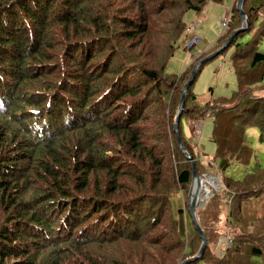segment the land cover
Listing matches in <instances>:
<instances>
[{
    "label": "trees",
    "instance_id": "1",
    "mask_svg": "<svg viewBox=\"0 0 264 264\" xmlns=\"http://www.w3.org/2000/svg\"><path fill=\"white\" fill-rule=\"evenodd\" d=\"M222 1L0 0V264H181L197 255L203 239L187 193L194 166L210 169L183 121L213 118L210 157L221 174L251 163L250 128L264 143V0H245L247 29L217 55L232 50L237 88L199 101L201 65L179 122L194 166L178 145L182 88L241 27L236 5L214 46L181 74L169 64L188 13ZM222 182L196 211L207 246L188 264H264V167ZM228 233L232 246L219 255Z\"/></svg>",
    "mask_w": 264,
    "mask_h": 264
},
{
    "label": "rangeland",
    "instance_id": "2",
    "mask_svg": "<svg viewBox=\"0 0 264 264\" xmlns=\"http://www.w3.org/2000/svg\"><path fill=\"white\" fill-rule=\"evenodd\" d=\"M221 9H223V8L221 7ZM190 14H193V11H191L187 15V22H189L191 24V23H193V21L191 22V20L189 19ZM263 14H264V11H263ZM220 18L221 17L219 14L218 20H220ZM215 26H219V29H220L219 23L217 24V22H216L214 25V28H215ZM222 28H221V30H222ZM184 41H185V37H184L183 43H184ZM199 46H197V47H199ZM197 47H195L191 51L188 49L183 50V49H186L185 47L184 48L181 47L180 49L184 52L183 54H186V56L188 58L191 56V54H193V51ZM231 52H232V50H229L228 52H226L224 54H221L217 57L210 59L209 61H207V63L202 68L200 74L198 75V77L196 79V83H195V87H194V88H196V85L198 86V84H201L205 89V90H199L198 95H197L199 101L208 100L212 96H213V98H215V97L227 98V97H230L232 95V92L236 90V88H237V77H236L234 72H232V71L230 72V70H231V65H230V63H231L230 62ZM173 63H174V65L171 63V65L169 66V71H172V70L178 71V68H176L177 67V61L175 62V60H174ZM228 69H230V70H228ZM232 88H234V89L232 90ZM260 91H261V93L264 94V86H262V88H260ZM183 125L187 127L188 123L183 121ZM213 126H214L213 118L212 117L205 118L203 120V128L201 130V134L197 138H196V136L194 137L193 134L189 135L190 137L193 136V137L189 138L192 141V146L194 145L193 147H195L196 149H200V151L202 153H204L203 159L205 162H207L208 169H210V170H207L206 172H204L203 174L200 175L202 177L201 179L209 178L210 181H207V186L209 187L210 191L213 190V194L208 193L207 197L205 198L206 199L205 204L202 207H204L206 205V203L215 195L216 192H221L223 190L222 189L223 188L222 177H224L225 174H226V176H230V177H233L235 179H241L246 173L253 171L255 169L257 163H260V165H262L264 167V143H260L258 140L259 130L257 128H250L248 130V135L250 137V141L252 143V146L255 150V155H254L251 163L248 165H245V164H241L238 162H233L231 164V166L228 168L227 172H225V174H221V172L217 169L215 163L212 162V159L210 157L211 155L214 154V151L216 150V144L213 143V141L211 140ZM192 138H194V139H192ZM194 140H195V144H194ZM175 166H176V164H175ZM211 175H214V176L216 175L218 177L220 187L214 188L217 183H216L215 177H213ZM190 189H191V186H190ZM190 189H188V193H187L188 194V203H189ZM205 199H202V200H205ZM224 202L229 206L230 200L224 199ZM202 207H200V208H202ZM221 228H224V227L221 226ZM228 234L229 235L224 236L218 242V247H219L218 254L219 255H221L223 253V249L228 247V245L226 243L227 238H229V237L232 238L231 237L232 234L231 233H228ZM232 240H233V238H232Z\"/></svg>",
    "mask_w": 264,
    "mask_h": 264
},
{
    "label": "crops",
    "instance_id": "3",
    "mask_svg": "<svg viewBox=\"0 0 264 264\" xmlns=\"http://www.w3.org/2000/svg\"><path fill=\"white\" fill-rule=\"evenodd\" d=\"M237 1L238 0H223L220 3L209 4L206 7V9L204 10V12L201 13L200 15H197V14L196 15L195 14L189 15V19L191 20V22L192 21L198 22L197 31L202 38V42H201L200 46L197 47L193 51V54H191V56L188 58H187L186 54H183L184 52L180 49L176 53L174 58L170 61V64H169V66L171 65V63L174 65L173 61L174 60H175V62L177 61V67L176 68H178V71L172 70L169 72L174 73V74H178L179 72H180L179 74L183 73L187 69V67L193 62L194 58L199 57L203 52H206L210 47L214 46L218 42V40L221 38V36H223V33H224L223 28L221 26V20L226 15L232 14L234 6L237 5ZM221 7L223 9H221ZM219 14L221 17L220 20H218ZM216 22H217V24L219 23L220 29H219V26H215V28H214V25ZM221 28H222V30H221ZM182 47L183 48L185 47L184 43L182 44ZM183 50H187V49H183ZM230 65H231V63H230ZM228 70H230V69H228ZM231 71L234 72L232 69V66H231L230 72ZM234 88H232V90ZM199 90H205L201 84H198V86L196 85V88H194L196 95H198ZM184 131H185L186 137L188 138V140L190 141V144L192 146V141H191V139H189V138L193 137V136H191V137L189 136V135H192L191 126L189 124L187 127L184 126ZM192 139H194V138H192ZM194 144H195V140H194ZM216 149H217V146H216ZM215 152H216V150L214 151V154H215ZM201 154L203 155L204 153L201 152Z\"/></svg>",
    "mask_w": 264,
    "mask_h": 264
},
{
    "label": "water",
    "instance_id": "4",
    "mask_svg": "<svg viewBox=\"0 0 264 264\" xmlns=\"http://www.w3.org/2000/svg\"><path fill=\"white\" fill-rule=\"evenodd\" d=\"M244 2H245V0H238L237 1V5H236L237 10L239 11L240 16H241V20H242L241 27L236 29V30H234L232 32V34L229 36V38L226 40V42L219 49H217L215 52L211 53L210 55L206 56L205 58L201 59L200 61H198L195 64L189 79L187 80V82L184 84V86L182 88V95H181L180 105H179V109H178V112H177V115H176V119H175V123H174V129L178 133V145H179V147L181 148V150L185 153V155L191 161L193 159H192L191 155L186 151V148L184 147V145L182 143V140H181V138L179 136V122H180L181 114H182L183 109H184V104H185V101H186V94H187V91H188L191 83L195 80V78L197 76V72H198L199 67L201 65H203L205 62L209 61L210 59L216 57L222 50H224L226 47H228L231 44V42L233 41V38H234L235 35H237L239 32L244 31L245 29H247L249 21H248L246 12L244 10ZM192 163H193V166H194V162L193 161H192ZM211 176L215 177V179H216V183L217 184H216V186L214 188L220 187V183H219L218 177L216 175L215 176L211 175ZM201 178L202 177L200 176V174L198 173L197 169L194 166L193 181H192L190 194H189V209H190V212L192 214L193 220L195 221V223L197 225V228H198V230L200 232V235H201V237L203 239V243H202L201 248H200V250H199V252L197 253L196 256L186 259L181 264H188V263L194 262V261L198 260L199 258H201L203 253H204V251H205V248L207 246V237H206V234H205L204 230L202 229L200 223L198 222L197 213H196L197 209L202 207L205 204L206 199L202 200L200 202L199 201L193 202V200H192L194 182H195L196 179L199 180ZM212 194H213V190H212Z\"/></svg>",
    "mask_w": 264,
    "mask_h": 264
},
{
    "label": "built area",
    "instance_id": "5",
    "mask_svg": "<svg viewBox=\"0 0 264 264\" xmlns=\"http://www.w3.org/2000/svg\"><path fill=\"white\" fill-rule=\"evenodd\" d=\"M229 21H230V15L222 19L221 25L224 30L229 29ZM201 41H202L201 37L197 31V23L194 22L190 24L187 29V36L185 38V46L187 49L191 50L195 48L196 46L200 45ZM191 124H192V134L194 135V137L196 136L197 138L201 134V130L203 128V122L192 121ZM226 243L228 247H231L233 243L232 238L230 237L227 238Z\"/></svg>",
    "mask_w": 264,
    "mask_h": 264
},
{
    "label": "bare ground",
    "instance_id": "6",
    "mask_svg": "<svg viewBox=\"0 0 264 264\" xmlns=\"http://www.w3.org/2000/svg\"><path fill=\"white\" fill-rule=\"evenodd\" d=\"M209 53V52H208ZM199 72V70H198ZM170 81V80H169ZM113 82V81H112ZM101 86V85H100ZM191 86V85H190ZM84 96V95H83ZM75 98V97H74ZM44 102V101H42ZM77 102V101H76ZM50 105V104H49ZM118 108V107H117ZM161 109V107L159 108ZM122 110V109H121ZM162 110V109H161ZM204 110V109H203ZM67 114V113H66ZM128 115V114H127ZM246 115V114H245ZM84 117V116H83ZM154 117V116H153ZM117 119V118H116ZM153 121V119H152ZM150 123V122H149ZM74 124V123H73ZM154 124V123H153ZM144 125V124H143ZM231 125V124H230ZM136 127V126H135ZM147 131V130H146ZM184 143V142H183ZM174 145V144H173ZM178 151V150H177ZM126 158V157H125ZM137 159V158H136ZM136 161V160H135ZM134 164V163H133ZM132 165V164H131ZM136 165V164H135ZM147 165V164H146ZM125 166V164H124ZM132 167V166H131ZM134 167V166H133ZM132 167V168H133ZM138 168V167H137ZM135 169V168H134ZM138 170V169H137ZM133 171V169H132ZM133 174V173H132ZM137 174V173H136ZM169 174V173H168ZM111 175V173H110ZM138 175V174H137ZM146 175V174H145ZM92 177V176H91ZM130 177V176H129ZM97 179V178H96ZM135 179V178H134ZM93 181V180H92ZM207 181H210L209 178H206V179H196L195 182H194V185H193V194H192V200L193 202H196V201H202V199H205L208 195V193L212 194V191L209 190V187L207 186ZM149 182V181H148ZM206 182V183H205ZM151 183V182H150ZM184 183V182H183ZM121 184V183H120ZM92 185V184H91ZM117 185V184H116ZM138 185V184H137ZM141 185V183H140ZM209 185V184H208ZM216 186V185H215ZM135 187V186H134ZM141 188V187H140ZM147 188V187H146ZM91 189V188H90ZM145 189V188H144ZM123 190V189H122ZM123 192V191H122ZM139 193V192H138ZM128 195V194H127ZM122 196V195H121ZM134 196V195H133ZM141 196V195H140ZM139 197V196H138ZM123 198V197H122ZM150 199V198H149ZM108 203V202H107ZM160 203V202H159ZM147 204V203H146ZM109 205V204H108ZM126 205V204H125ZM139 205V204H138ZM160 208V207H159ZM163 208V207H162ZM161 208V209H162ZM125 209V208H123ZM141 210V209H140ZM158 211V210H157ZM165 212V211H164ZM159 213V212H158ZM143 214V213H142ZM131 216V215H130ZM129 217V216H128ZM133 217V216H132ZM96 218V217H94ZM166 218V217H165ZM107 219V218H106ZM108 220V219H107ZM102 222V221H101ZM117 224V223H116ZM156 225V224H155ZM161 225V224H160ZM170 226V225H169ZM175 226V225H174ZM135 227V226H134ZM158 227V226H156ZM163 227V226H161ZM165 227V226H164ZM114 229V228H113ZM79 234V233H78ZM122 234V233H121ZM231 236V235H230ZM232 237V236H231ZM225 243V242H224ZM223 243V244H224ZM74 252V251H73ZM58 258V257H57ZM72 259V258H71ZM70 264V263H69Z\"/></svg>",
    "mask_w": 264,
    "mask_h": 264
}]
</instances>
